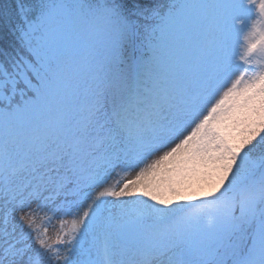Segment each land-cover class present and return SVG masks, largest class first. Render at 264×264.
Segmentation results:
<instances>
[{
  "label": "snow or ice",
  "instance_id": "snow-or-ice-1",
  "mask_svg": "<svg viewBox=\"0 0 264 264\" xmlns=\"http://www.w3.org/2000/svg\"><path fill=\"white\" fill-rule=\"evenodd\" d=\"M0 32V264H264V0H14Z\"/></svg>",
  "mask_w": 264,
  "mask_h": 264
},
{
  "label": "trees",
  "instance_id": "trees-1",
  "mask_svg": "<svg viewBox=\"0 0 264 264\" xmlns=\"http://www.w3.org/2000/svg\"><path fill=\"white\" fill-rule=\"evenodd\" d=\"M5 2L13 3L14 0H0V3ZM14 40L15 38L12 35H5L3 32H0V48L10 46L14 42Z\"/></svg>",
  "mask_w": 264,
  "mask_h": 264
},
{
  "label": "rangeland",
  "instance_id": "rangeland-1",
  "mask_svg": "<svg viewBox=\"0 0 264 264\" xmlns=\"http://www.w3.org/2000/svg\"><path fill=\"white\" fill-rule=\"evenodd\" d=\"M134 175H135V172H133V173H132L130 176H128L127 178L131 179V178L134 177ZM123 178H124V177H121L120 179H123ZM115 179H116L115 176H113V178L109 180V183H113ZM110 199H115V198H110Z\"/></svg>",
  "mask_w": 264,
  "mask_h": 264
}]
</instances>
